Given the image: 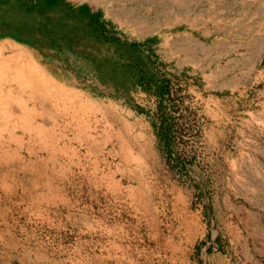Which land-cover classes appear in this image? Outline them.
<instances>
[{"label": "rangeland", "instance_id": "374dc122", "mask_svg": "<svg viewBox=\"0 0 264 264\" xmlns=\"http://www.w3.org/2000/svg\"><path fill=\"white\" fill-rule=\"evenodd\" d=\"M88 2L125 39L153 40L173 146L155 96L128 103L93 71L0 38L62 88L32 105L30 135L0 141V264L264 263V0Z\"/></svg>", "mask_w": 264, "mask_h": 264}, {"label": "trees", "instance_id": "16d2710c", "mask_svg": "<svg viewBox=\"0 0 264 264\" xmlns=\"http://www.w3.org/2000/svg\"><path fill=\"white\" fill-rule=\"evenodd\" d=\"M0 38L55 52L70 69L93 71L102 85L124 95L128 103L133 92L155 96L161 121L157 135L166 150L172 148L176 123L171 112L177 104L171 78L150 47L152 39L127 40L102 12L69 0H0Z\"/></svg>", "mask_w": 264, "mask_h": 264}, {"label": "bare ground", "instance_id": "6f19581e", "mask_svg": "<svg viewBox=\"0 0 264 264\" xmlns=\"http://www.w3.org/2000/svg\"><path fill=\"white\" fill-rule=\"evenodd\" d=\"M54 87L62 89L49 79L30 51L12 43L0 45V141L7 139L5 132L10 139L17 138L20 128L30 135L35 115L32 105L41 98L49 99L56 93ZM8 155L9 152L0 154V173L8 172L6 167L12 164Z\"/></svg>", "mask_w": 264, "mask_h": 264}, {"label": "crops", "instance_id": "0c3cea01", "mask_svg": "<svg viewBox=\"0 0 264 264\" xmlns=\"http://www.w3.org/2000/svg\"><path fill=\"white\" fill-rule=\"evenodd\" d=\"M72 3H76L77 5H84V4H88V0H69ZM243 239V238H242ZM213 241V240H212ZM251 264H264L263 262H259V261H251Z\"/></svg>", "mask_w": 264, "mask_h": 264}]
</instances>
